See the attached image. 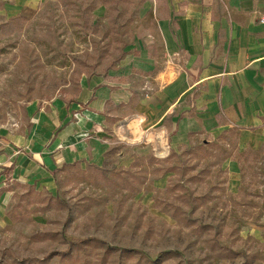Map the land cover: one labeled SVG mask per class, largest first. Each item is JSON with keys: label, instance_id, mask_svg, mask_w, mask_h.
<instances>
[{"label": "rangeland", "instance_id": "rangeland-1", "mask_svg": "<svg viewBox=\"0 0 264 264\" xmlns=\"http://www.w3.org/2000/svg\"><path fill=\"white\" fill-rule=\"evenodd\" d=\"M164 6L0 0L3 135L84 81L132 90L106 116L98 163L62 166L53 191L8 174L0 182V264H264V134L231 126L171 147L134 120L162 60Z\"/></svg>", "mask_w": 264, "mask_h": 264}, {"label": "crops", "instance_id": "crops-1", "mask_svg": "<svg viewBox=\"0 0 264 264\" xmlns=\"http://www.w3.org/2000/svg\"><path fill=\"white\" fill-rule=\"evenodd\" d=\"M164 2L165 15L155 12L162 60L160 67L150 64L151 86L146 102L135 105L142 112L134 120L160 129L171 147L189 145L192 138L205 144L231 126L254 139L264 134V0ZM130 97L132 90L109 79L90 80L72 100L30 108L22 131L0 132V182L8 174L53 191L62 166L98 163L106 116ZM3 209L0 200V214Z\"/></svg>", "mask_w": 264, "mask_h": 264}, {"label": "built area", "instance_id": "built-area-1", "mask_svg": "<svg viewBox=\"0 0 264 264\" xmlns=\"http://www.w3.org/2000/svg\"><path fill=\"white\" fill-rule=\"evenodd\" d=\"M260 21H264V16L260 17ZM149 89V88H148Z\"/></svg>", "mask_w": 264, "mask_h": 264}]
</instances>
